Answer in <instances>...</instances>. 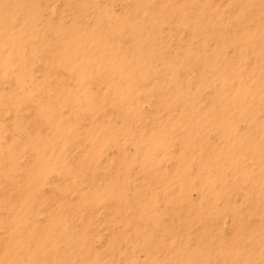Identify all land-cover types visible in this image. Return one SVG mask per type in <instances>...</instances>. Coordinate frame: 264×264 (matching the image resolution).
<instances>
[{
    "label": "rangeland",
    "instance_id": "1",
    "mask_svg": "<svg viewBox=\"0 0 264 264\" xmlns=\"http://www.w3.org/2000/svg\"><path fill=\"white\" fill-rule=\"evenodd\" d=\"M0 264H264V0H0Z\"/></svg>",
    "mask_w": 264,
    "mask_h": 264
}]
</instances>
